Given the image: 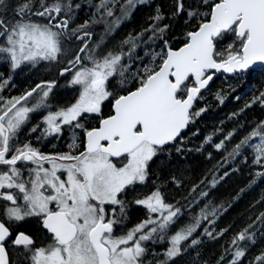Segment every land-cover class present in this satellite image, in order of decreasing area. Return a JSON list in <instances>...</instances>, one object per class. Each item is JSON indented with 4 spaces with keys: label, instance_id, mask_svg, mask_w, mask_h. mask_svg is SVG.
Here are the masks:
<instances>
[{
    "label": "snow or ice",
    "instance_id": "6c2138e0",
    "mask_svg": "<svg viewBox=\"0 0 264 264\" xmlns=\"http://www.w3.org/2000/svg\"><path fill=\"white\" fill-rule=\"evenodd\" d=\"M246 86L234 126L195 143L208 97ZM254 107L264 0H0V264H264V192L239 230L217 227L264 180ZM212 150L193 182L188 158ZM242 167L245 187L217 198Z\"/></svg>",
    "mask_w": 264,
    "mask_h": 264
},
{
    "label": "trees",
    "instance_id": "16d2710c",
    "mask_svg": "<svg viewBox=\"0 0 264 264\" xmlns=\"http://www.w3.org/2000/svg\"><path fill=\"white\" fill-rule=\"evenodd\" d=\"M83 15V14H82ZM145 13L137 12L134 14L131 21L126 22L116 33V36L120 37L127 33L128 30L133 28H138L141 23L144 22ZM259 86V80L254 82ZM221 81L217 80L213 85V88L219 87ZM230 91V90H229ZM251 92L249 91V86L244 88H237L236 93L232 95H240L241 99L239 101L233 99H227L223 105H219L217 101L213 100L211 96L208 97L209 110L207 114L203 115V119L198 121L195 127L200 128V133L198 138H194L195 143L203 138L205 134L211 133L216 126H221L225 131L231 129L235 121L228 120V113L235 111L238 107L242 106L247 99L250 98ZM253 118H264V112H261L259 107H254L251 110H246L245 114H242L241 120L250 121ZM224 121L223 125H220V121ZM247 127V126H246ZM239 137H237L238 139ZM213 151V159L206 160L203 156L199 154H193L188 158V164L190 165L189 174L192 181L200 179V177L220 159L221 153ZM239 163V162H237ZM235 167V165H233ZM250 176L246 168H241L239 172L233 173L230 177L226 178L225 181L220 182V184L215 189L214 195L217 198L222 199L224 202H228L229 197L239 192L241 188H244L248 183ZM262 192H264V180H260L256 185L252 186L250 189H246L245 192L240 193L237 200L232 201V207L228 209L226 213L219 219L217 227H225L228 225L232 226V231H237L248 222L247 217L250 214V205L254 200L259 199ZM176 195L173 192H169V197ZM183 203V201H181ZM259 211V208H257ZM227 239V237H225ZM219 248L217 244H209L206 247L205 255H210L212 252H218ZM257 254V249H253L249 253V258Z\"/></svg>",
    "mask_w": 264,
    "mask_h": 264
},
{
    "label": "flooded vegetation",
    "instance_id": "af4514ba",
    "mask_svg": "<svg viewBox=\"0 0 264 264\" xmlns=\"http://www.w3.org/2000/svg\"><path fill=\"white\" fill-rule=\"evenodd\" d=\"M14 92H15V90H14Z\"/></svg>",
    "mask_w": 264,
    "mask_h": 264
},
{
    "label": "bare ground",
    "instance_id": "6f19581e",
    "mask_svg": "<svg viewBox=\"0 0 264 264\" xmlns=\"http://www.w3.org/2000/svg\"><path fill=\"white\" fill-rule=\"evenodd\" d=\"M126 25V24H125Z\"/></svg>",
    "mask_w": 264,
    "mask_h": 264
}]
</instances>
